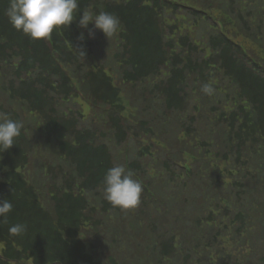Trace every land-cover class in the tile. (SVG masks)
<instances>
[{
  "label": "trees",
  "instance_id": "1",
  "mask_svg": "<svg viewBox=\"0 0 264 264\" xmlns=\"http://www.w3.org/2000/svg\"><path fill=\"white\" fill-rule=\"evenodd\" d=\"M204 1L210 9L214 0ZM228 2L234 5L235 0H223ZM9 3L0 0V73L12 75L2 87L21 111L36 115L52 159L39 161L27 150L26 127L16 145L0 153V200L13 204L7 222L0 224V264H217L206 256L209 252L221 259L219 264H264V250L248 238V224L256 215L264 217V203L252 209L248 199L251 188L264 194V65L225 32L209 36L208 58L190 33L180 34V25L168 22L167 14L197 16L200 9L190 7L195 0H79L81 10L107 11L121 21L107 38L115 47L111 64L117 80L104 63L93 68L81 60L75 47L90 53L100 42L81 40L74 23L47 40L32 41L9 23ZM261 7L256 31L263 24ZM193 22L199 23L197 17ZM245 27L250 28L246 21ZM165 68L170 71L162 77ZM190 75H197L203 86L221 78L218 89L204 97L221 95L226 82L238 91L236 99L230 97L234 110H222L219 117V137L210 123L209 132L200 129L202 141L197 142V121L204 114L198 90H188ZM82 77L85 83L79 87ZM151 79L158 81L143 86ZM121 84L129 85V92ZM126 101L133 117L125 114ZM189 110L195 115L188 117ZM5 113L23 122L18 111L0 104V114ZM110 141L135 151L128 170L144 186L135 208L113 207L105 199L102 182L117 149H111ZM194 142L206 150L201 156L192 154ZM151 164H160L168 180L172 168L184 170L189 164L193 172L188 187L193 181L202 193L190 191L192 197L174 206L156 188L155 197L150 195L146 168ZM236 172H244L243 178L236 180ZM218 188L229 191L225 201L233 203L224 207L220 222L218 200H224ZM122 215L144 224L145 233L133 238L139 226ZM227 221L235 223L234 229ZM17 223L26 224L27 230L10 235L9 227ZM257 235L264 242V231Z\"/></svg>",
  "mask_w": 264,
  "mask_h": 264
},
{
  "label": "rangeland",
  "instance_id": "2",
  "mask_svg": "<svg viewBox=\"0 0 264 264\" xmlns=\"http://www.w3.org/2000/svg\"><path fill=\"white\" fill-rule=\"evenodd\" d=\"M222 2V3H221ZM196 5L194 4L193 7L196 10L200 9V12H198V15L195 16L193 14H187L184 16H173L171 14H167V21L170 23H173L174 21H177L180 25V34H188L190 33L192 35L193 41H196L198 43V46L201 50H206V58L210 56V51L208 49V38L211 34L217 33L218 31L225 32L229 36H232L231 38L234 39L236 42H238L240 45H243V49L256 61H258L260 64L264 65V16H263V24L260 30L256 31V27L258 25V21L260 16L263 13V6L264 0H235L234 5H231L228 3H223V0H214L212 5L210 6V9L207 8L206 2L204 0H195ZM261 7V8H260ZM237 10V12H234ZM192 9L188 8V12H191ZM204 13V15H203ZM238 13L243 15V19H240L238 17ZM207 15V18H206ZM199 20L198 24H195L193 22V19L196 18ZM245 21L248 23L250 28L245 27ZM76 25L79 28V31L81 35L87 40L92 39L95 40V44L97 42H100L99 47H93L91 52H86L85 59L82 57V61L90 64L95 63H104L106 65V69L109 70L110 74L114 76L117 80H119V76L117 75L118 71L114 69V67L111 64V58L113 53L115 52V47L113 44H111V40L107 39V37L99 30L94 29V27L90 24L89 29L85 30L79 26V16H77L76 20L74 21ZM248 29H251L249 31ZM89 31H93L95 33L94 38L89 37ZM257 37V38H255ZM177 52H180V49H177ZM170 71V68H165L162 72V77H165ZM12 79L11 73L7 72L5 74L0 73V104H2L8 111H18L20 116L23 119L24 127L27 128L29 133V139L27 143V150L34 156H36L39 161L47 162L48 160L52 159L50 154L47 152L45 146H44V140L41 136V134L38 132V128L40 126V122L36 115L27 114L20 110L18 104L13 102L8 98V96L4 93L2 89V84H4L7 80ZM188 79L190 81V86L188 90H198V103L200 104L203 116H200L197 121V125L199 127L198 130H196V136H197V142L202 141L201 134L202 132H209V126L210 123L212 124L215 131L220 133L223 131L220 121V116L222 115V110L225 112H231L234 110L235 107V101H232L236 99L238 91L235 88L233 84L230 82H226L224 84L223 90H219V93L221 95L216 96L214 99L210 97H204L203 95L205 93H200V91L203 88V85L199 81V77L197 75H190L188 76ZM219 78L218 80H211L209 85L212 87L214 91H216L219 87ZM158 80H147L143 82V86L148 87L154 83H156ZM80 83H78V86L80 87ZM121 87L125 89V91L129 90L127 89L129 85L121 84ZM234 97V99L231 98ZM231 99L229 102H226V99ZM221 100V101H220ZM213 104V105H212ZM237 104V102H236ZM126 111L125 114L129 117H133L131 114L134 113V111L131 109V102L126 101ZM211 106L214 107V110L211 109ZM84 111L86 113H89V108L85 105H83ZM126 107V106H125ZM195 115V112L192 110H189L187 113L188 117H191ZM208 117V119H206ZM201 129V131H200ZM214 136L219 137V134L217 133L213 134ZM107 141V139H106ZM113 144L110 141V146L112 148ZM191 146H194L192 148V154L195 156H201L200 153H205L206 150L203 148H200L197 146V143L194 142L191 144ZM116 153H122L123 152V145L117 146ZM206 148V147H205ZM218 149V146L215 147V149ZM206 149L211 150L212 148L207 147ZM215 152L210 153V157H214L213 155ZM120 155V154H119ZM121 157L119 156V163H120ZM118 163V164H119ZM149 172L150 176V184L153 186L152 189L156 188L159 195L166 199L172 206H174V203H178L180 200L189 199L192 197L189 195L191 192L196 193H202V188L200 186H197L191 181V190L188 187V182L185 177H180L183 170L176 166L172 168L170 171V180L165 179V176L167 173L164 171V169L161 167L160 164L155 166V164L149 165V167L146 168ZM252 171L255 173L256 169H252ZM208 172H211L210 169H208ZM213 172V171H212ZM198 173V171H197ZM236 180H240L244 176V172H236ZM39 175V173H37ZM198 175V174H197ZM212 173L208 174L206 178H212ZM2 177L0 176V180ZM231 179V178H230ZM229 179V183H232V179ZM260 183V181H257ZM171 186L172 189L168 190V194L165 193V189L167 190V187ZM174 187H183L185 189L180 190L179 188ZM255 187V186H254ZM257 188L255 187V190ZM191 191V192H190ZM189 192V193H188ZM217 192L224 201L218 200L220 203V207L222 208L221 212H217L218 216H216L217 222L222 221L219 216L222 215V213L225 214V208L229 207L233 203L231 201H225V197L228 196L229 191L222 192L219 188L217 189ZM248 199L250 202L254 203V206L252 209H256L259 207V205H262L264 203V194H260L258 192L255 193L254 189H250L248 193ZM126 219L130 221L132 225H137L139 228L135 230L133 233V238L141 237L144 232V224H140L134 220V218L128 216V215H122ZM117 217V216H115ZM226 224L229 226L230 224L234 229L235 223L227 221ZM237 224V223H236ZM251 227L253 229V232L256 234L257 238H254L255 242L259 245H261V242L258 240V233L259 231H264V217H260L258 215L255 216L254 219H252ZM249 229V224H248ZM207 236H211L210 233H207ZM206 256L209 257L211 262H216L219 264L221 259L216 260V255H213V252H209L206 254ZM205 264H208L206 262Z\"/></svg>",
  "mask_w": 264,
  "mask_h": 264
},
{
  "label": "clouds",
  "instance_id": "3",
  "mask_svg": "<svg viewBox=\"0 0 264 264\" xmlns=\"http://www.w3.org/2000/svg\"><path fill=\"white\" fill-rule=\"evenodd\" d=\"M5 15L12 27L28 36L32 41H44L54 32L71 27L79 16V26L85 30L91 24L106 37L113 36L120 27V19L113 13L101 11L94 13L88 9L81 10L79 0H10ZM95 33L89 31V37ZM83 35L81 40H83ZM77 54L86 57V52L75 47ZM205 94L214 89L205 84L202 88ZM22 121L10 118L8 114H0V153L10 150L22 134ZM105 199L113 206L121 209H132L139 205L143 192L142 184L133 178V173L123 166L109 168L103 178ZM13 210L11 200H0V224L7 222L8 215ZM27 230L26 224H14L8 229L10 235L22 234Z\"/></svg>",
  "mask_w": 264,
  "mask_h": 264
}]
</instances>
